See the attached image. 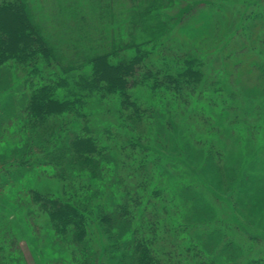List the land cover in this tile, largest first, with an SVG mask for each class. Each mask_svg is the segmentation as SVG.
Instances as JSON below:
<instances>
[{
  "label": "trees",
  "instance_id": "obj_1",
  "mask_svg": "<svg viewBox=\"0 0 264 264\" xmlns=\"http://www.w3.org/2000/svg\"><path fill=\"white\" fill-rule=\"evenodd\" d=\"M263 1L92 0L95 22L71 3L42 22L30 0H0V67L20 69L27 93L13 107L0 100V147L20 145L0 157V264H28L10 221L16 213L49 230L44 236L61 248L54 264H264V227L250 224L241 205L250 199L220 194L204 171L206 161L215 174L224 158L215 118L195 110L207 78L228 100L211 95L206 106L225 109L238 99L227 75L264 57ZM204 10L221 15L211 39L217 30L221 37L186 46L177 30H198L208 22L197 18ZM67 34L82 47L68 60L52 40ZM254 63L249 69L264 90V64ZM253 109L250 137L264 150V94ZM177 117L191 143L176 137ZM155 124L174 138L169 146ZM190 147L204 162L186 155ZM32 176L60 187L38 186ZM261 179L249 175L238 190L251 193ZM257 214L264 218V206Z\"/></svg>",
  "mask_w": 264,
  "mask_h": 264
},
{
  "label": "rangeland",
  "instance_id": "obj_2",
  "mask_svg": "<svg viewBox=\"0 0 264 264\" xmlns=\"http://www.w3.org/2000/svg\"><path fill=\"white\" fill-rule=\"evenodd\" d=\"M31 3L34 5V12L36 15V18L44 22L45 20H51V16L54 17V19L58 15L59 8L61 6H66L68 4L74 5L79 12H81V16L85 15L88 22L90 21V17L93 19V12H92V0H30ZM102 2V0H99ZM104 2H108L110 0H103ZM116 2H124L125 0H114ZM215 1V0H212ZM232 2H237V0H230ZM264 2V1H263ZM262 2V3H263ZM115 5V3H114ZM264 8V7H263ZM209 15V16H208ZM90 16V17H89ZM221 15L218 14L216 11L211 10L207 11L204 10V14L201 15L198 14V19H208L207 23L204 25H197L200 27L198 30L190 31V27L182 26L178 32V39L181 40L183 44L186 46H196L199 48L209 47V43H212L215 41V45L218 43L219 38L221 37L220 31L217 30V38L211 39L212 35V29L215 30L212 25H214V22L216 19H219ZM60 16H58L59 18ZM70 16L62 17L64 21H68V27L70 29H73L75 25L74 20H69ZM45 19V20H44ZM200 21V20H199ZM201 22V21H200ZM6 25H11L13 23V20L11 16L6 17L5 21ZM209 23V25H207ZM202 24V23H201ZM211 27V28H209ZM260 25L257 26L259 28ZM77 28H75L76 30ZM74 30V31H75ZM103 30L105 33V36L110 35L112 32V28L107 23V21L103 24ZM211 30V31H210ZM223 30V28H222ZM221 30V32H222ZM65 35V36H55L53 37V41L57 44L58 51L60 53V56L65 59H74L76 58V53L78 49L82 47H76L75 36L73 35ZM66 37H69L66 39ZM244 41L245 38L243 37ZM81 45V44H79ZM83 49H87V47H84ZM257 60L259 62H262L264 64V57H259L258 55L253 56L252 59L249 60V62H244L240 68L237 69L236 74L231 75V78L227 75V80L231 82L233 89L237 90V98L233 99V102H230L225 109L222 107H209L204 104V97H212L211 95H214L213 97H220L222 99L220 100H228L226 97V91H217V87L219 85L215 82L213 83L211 80L215 79L213 78H207V80H203L202 84L200 85V89H198V92L201 91V98L202 101L198 102L197 106L195 107V110L197 112L199 111H205V113L213 116L215 118V134L216 141L218 143V147L220 148V152L223 155V165L222 167H216L217 169L213 172L210 171V169H207L208 162H204V158L206 159V156L199 155L195 152V148L190 147L189 150H186V155H192L194 160L196 159L199 162H204V171L207 173V175L213 179L216 180V185H220V194H223L224 196L227 194H235L237 195L236 198L243 197L246 200L250 199L249 203H244L241 205L244 207L245 215L247 216V221L250 224H259L262 227H264V218H261L257 213L259 211V205L264 206V150L260 149L257 142L256 144H252V138L250 137L251 129L250 126L254 125L255 122L258 121V117L255 116V114H251L253 108L255 107V103L257 102L260 97L264 94V90L262 91L260 89V86L257 81V77L255 73L252 74L251 70L254 68V61ZM232 65L233 62H230ZM257 64V63H256ZM255 64V66H256ZM252 68V69H249ZM22 76L23 72L20 69H16L13 65L5 66L4 68L0 67V100L2 99L5 101L7 98V107L11 105L14 106L13 103H16L15 105H18V100L25 101L27 99V93L23 91V85H22ZM22 80V81H20ZM12 95V99L9 98L7 95ZM7 96V97H6ZM22 98V99H21ZM15 99V100H13ZM15 101V102H14ZM197 103V102H196ZM6 106H3L4 109H8ZM99 110V109H98ZM224 110V111H222ZM183 118L177 117L176 125L174 126V132L179 133L176 137H182L187 143L189 142V135H187V126L184 124H180L178 121H182ZM155 128L153 130L158 129L159 131V142L161 145L165 146L172 143L174 141V138L171 136V134L166 130V128L162 127L160 124H155ZM150 127H146L144 129H147ZM152 129V127H151ZM218 129V130H217ZM221 131V132H220ZM12 146L5 145L0 147V157L7 156L13 153L18 146H16V143H12ZM19 151V149L17 150ZM16 151V152H17ZM209 159V158H208ZM216 163V162H215ZM231 168L233 171H235L234 178H231L232 176H225V168ZM249 175H259L262 179L261 181H257L255 183H251V193H246L244 191L238 190V184L241 182H244L247 180ZM228 177V178H223ZM239 177V178H237ZM44 180H47L45 183L42 182ZM31 183L44 185V186H52L53 188H59L60 182L58 179L52 178H44L37 176H32L30 178ZM44 183V184H43ZM222 184V186H221ZM232 184V185H230ZM234 185V186H233ZM233 190V191H232ZM263 196V198H262ZM11 197V196H10ZM259 197V198H258ZM9 198L8 196L1 197L2 200L5 201V199ZM260 199V200H259ZM3 201V202H4ZM8 203V201H5ZM219 207L223 205H218ZM228 210V209H226ZM254 210L256 211L257 218L254 215ZM6 212L7 214H10L11 212ZM21 212V211H20ZM21 213H16L13 216V219L10 220L13 225L14 229L17 232V237L19 239V244L21 248L23 249V253L25 255V259L28 261V264H54L55 260L61 255L60 249L51 246L49 241L47 240V237L44 236V234H48L49 230L46 232L45 229L42 230V232L38 229L36 224H34V220H32V223H25L22 221L20 215ZM252 214V215H251ZM259 217V218H258ZM12 218V217H11ZM248 222H246L248 224ZM31 224V225H30ZM249 224V225H250ZM35 226V229L32 227ZM49 228V227H45ZM54 259V260H53Z\"/></svg>",
  "mask_w": 264,
  "mask_h": 264
}]
</instances>
